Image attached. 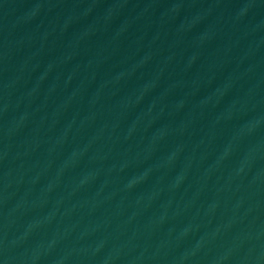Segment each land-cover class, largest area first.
I'll return each instance as SVG.
<instances>
[{
	"label": "water",
	"instance_id": "obj_1",
	"mask_svg": "<svg viewBox=\"0 0 264 264\" xmlns=\"http://www.w3.org/2000/svg\"><path fill=\"white\" fill-rule=\"evenodd\" d=\"M0 264H264V0H0Z\"/></svg>",
	"mask_w": 264,
	"mask_h": 264
}]
</instances>
